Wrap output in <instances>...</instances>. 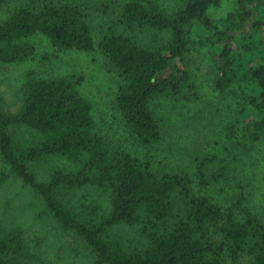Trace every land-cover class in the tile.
I'll use <instances>...</instances> for the list:
<instances>
[{
    "label": "trees",
    "instance_id": "16d2710c",
    "mask_svg": "<svg viewBox=\"0 0 264 264\" xmlns=\"http://www.w3.org/2000/svg\"><path fill=\"white\" fill-rule=\"evenodd\" d=\"M11 1L0 0V7ZM21 1L0 22V63L31 59L35 45L29 38L36 33L60 50H95L89 16L80 5ZM219 4L185 0L171 12L153 0L104 6L110 22L97 47L120 79L115 104L142 146L161 138L152 99L197 96L186 59L193 27L203 37L200 43L210 47L214 90L236 89L238 109L227 136L243 123L249 140L264 136V6L261 0H236V10L218 21L208 10ZM78 82L76 75L29 73L18 111L0 108V154L60 226L93 248L97 264H238L243 259L264 264V214L240 203L237 210L222 208L194 191L188 173L154 172L149 160L111 147L96 132L92 105L77 90ZM15 129L26 130L28 138H15ZM53 157L66 160L68 168L54 167L46 179L30 169ZM195 173L199 186L206 187L224 179L228 168L216 155H206L196 158ZM7 176L0 171V185ZM122 224L137 227V238L110 233ZM0 264L55 263L33 254L22 230L13 228L0 229Z\"/></svg>",
    "mask_w": 264,
    "mask_h": 264
},
{
    "label": "rangeland",
    "instance_id": "374dc122",
    "mask_svg": "<svg viewBox=\"0 0 264 264\" xmlns=\"http://www.w3.org/2000/svg\"><path fill=\"white\" fill-rule=\"evenodd\" d=\"M80 5L88 14L96 47L91 52L60 50L52 46L42 34L29 38L35 45L31 59L23 63H0V108L16 112L22 106L26 78L29 73L42 78L76 75L79 93L92 105L96 132L111 147L123 149L141 160H149L154 172H186L193 179L196 193L208 196L222 208L240 203L257 214H264V136L249 140L241 124L234 136H227L226 128L236 118L238 103L235 88L220 94L213 88L211 51L202 45L203 38L196 27L190 32L187 65L196 83V98L185 101L171 96L152 99L151 109L158 120L161 138L142 146L135 133L126 126L115 104L120 79L115 69L97 47L100 33L106 28L108 15L104 6L126 0H65ZM171 12L183 6L185 0H153ZM13 0L0 7V22L22 5ZM264 6V0H261ZM236 0H220L208 14L222 21L236 10ZM254 11V8H251ZM110 16V15H109ZM29 133L15 129V138H28ZM216 155L228 168V174L206 187L199 186L195 160ZM61 157L44 159L31 164L30 169L40 179H46L54 167L68 168ZM0 171L7 179L0 185V229L19 228L26 245L42 260L55 264H97L93 248L73 231L64 230L46 208L40 195L17 177L0 154ZM239 215V209L236 211ZM137 227L118 225L111 234L132 239ZM243 259L238 264H246ZM232 264V263H228Z\"/></svg>",
    "mask_w": 264,
    "mask_h": 264
}]
</instances>
